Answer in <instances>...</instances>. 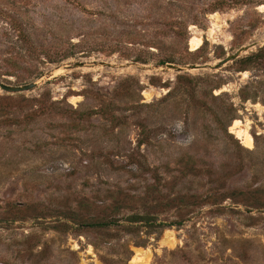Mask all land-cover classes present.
I'll return each instance as SVG.
<instances>
[{"label": "rangeland", "instance_id": "1", "mask_svg": "<svg viewBox=\"0 0 264 264\" xmlns=\"http://www.w3.org/2000/svg\"><path fill=\"white\" fill-rule=\"evenodd\" d=\"M262 5L0 0V264H264Z\"/></svg>", "mask_w": 264, "mask_h": 264}, {"label": "bare ground", "instance_id": "2", "mask_svg": "<svg viewBox=\"0 0 264 264\" xmlns=\"http://www.w3.org/2000/svg\"><path fill=\"white\" fill-rule=\"evenodd\" d=\"M258 9H259V11L263 12L264 11V5L260 6ZM208 35L210 36V38H212V40L214 39L212 30H210L208 32ZM202 44H203V42H202L200 37H197V36L191 37L189 40L190 51L191 52L198 51L201 48ZM242 126L243 125L240 121H238V120L234 121L231 128H230V133L233 134L235 136V138L237 140H239L245 148L252 149L253 139L250 136V134L247 132V129L242 128ZM169 243H171V242L167 238L162 241V245L169 244ZM138 255H142V256L145 255L144 257H148V252H141V251L137 250L136 255L130 260V262L128 264H146V259L143 260V258L141 259L140 257H138Z\"/></svg>", "mask_w": 264, "mask_h": 264}, {"label": "water", "instance_id": "3", "mask_svg": "<svg viewBox=\"0 0 264 264\" xmlns=\"http://www.w3.org/2000/svg\"><path fill=\"white\" fill-rule=\"evenodd\" d=\"M256 44L252 43L248 46L242 47L241 49H239L237 52H235L233 55L226 57L225 59H223L222 61H220L216 66L217 67H221L224 66L228 63H232L235 60L239 59L241 55L246 54L248 51H250L251 49L254 48ZM168 68L171 69H177V70H181V69H185L187 71H196V70H203L206 68V66H190V67H186V68H176L173 65H167ZM36 85L35 84H31V85H27V86H21V87H13V86H9V85H5L3 83H0V90L8 93V94H17V93H22V92H26L31 90L32 88H34Z\"/></svg>", "mask_w": 264, "mask_h": 264}, {"label": "trees", "instance_id": "4", "mask_svg": "<svg viewBox=\"0 0 264 264\" xmlns=\"http://www.w3.org/2000/svg\"><path fill=\"white\" fill-rule=\"evenodd\" d=\"M191 52V51H190ZM187 54H190L189 52H187ZM248 60H251V57H249L248 59H246V61ZM170 62H167V61H162L160 64L161 65H165V64H168ZM143 217H134V220L135 222H140V220L142 219Z\"/></svg>", "mask_w": 264, "mask_h": 264}]
</instances>
